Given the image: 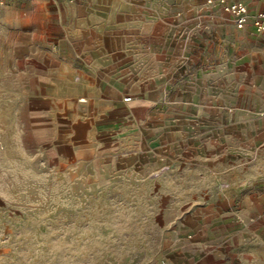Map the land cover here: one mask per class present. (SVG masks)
Returning a JSON list of instances; mask_svg holds the SVG:
<instances>
[{"label":"rangeland","instance_id":"obj_1","mask_svg":"<svg viewBox=\"0 0 264 264\" xmlns=\"http://www.w3.org/2000/svg\"><path fill=\"white\" fill-rule=\"evenodd\" d=\"M54 1L0 3V264H123L149 242L91 239L85 230L90 226L81 219L97 218L95 203L82 208L80 196L69 200L66 178L59 173L70 167L64 143L71 94L81 107L92 99L82 89L97 82L83 79L80 69L96 67L65 65L73 69L72 77L55 81L56 93L24 86L22 61H50L51 52H59V40L66 36ZM245 1L251 15L263 6L262 0ZM173 3L176 17L168 67L185 83L190 102L181 119L185 124L198 119L202 126H212L201 134L205 151H216L212 169L217 177L212 191L169 194L170 199H192L198 207L196 217L185 216L192 208L182 211V222L187 221L190 231L180 253L168 260L160 236L151 241L152 261L264 264V29L237 28L215 0ZM208 104H216L217 112L199 111V105ZM189 145L192 153L203 151L198 144ZM172 165L177 168L178 161ZM156 184L165 183L154 182V188ZM132 195L122 193L121 199L129 201ZM146 195L157 207L155 222L166 194L156 189L138 194ZM131 211L135 210L129 206L121 209L123 222H129ZM102 212L112 225L120 211Z\"/></svg>","mask_w":264,"mask_h":264},{"label":"crops","instance_id":"obj_2","mask_svg":"<svg viewBox=\"0 0 264 264\" xmlns=\"http://www.w3.org/2000/svg\"><path fill=\"white\" fill-rule=\"evenodd\" d=\"M173 1H54L60 7L59 23L66 33L59 40V52H51L50 61H22L24 86L38 93H56L55 81L72 75L73 69L65 65L96 67H85L86 72L80 69L83 79L97 82L82 89L92 99L81 107L71 94L64 143L70 167L59 173L66 178L69 200L80 196L82 208L87 202L95 203L92 208L97 210V218L81 219V224L91 227L85 228L93 235L91 239L149 242L133 253L135 259L130 255L123 264H155L150 242L159 236L167 260L171 254L180 253L190 231L187 221L182 222V211L192 208L185 216L193 219L198 207L193 206L192 199H170L169 194H195L216 187L217 172L212 169L217 162L216 151H205L201 134L212 126H202L198 119L185 124L181 119L190 102L185 96V83L168 67L174 40L171 27L176 17ZM123 92L130 93L131 99L124 101ZM199 107V111L217 112L216 104ZM150 117L158 120L150 121ZM190 142L203 151L192 153ZM175 160L178 167L170 168ZM159 181L165 184L154 188V182ZM155 189L166 195L154 222L153 210L157 207L151 197L138 194H151ZM127 192L133 195L123 201L122 193ZM126 206L135 210L129 222H123L121 213ZM106 209L120 211L114 213L117 217L112 225L105 220L107 216H101Z\"/></svg>","mask_w":264,"mask_h":264},{"label":"built area","instance_id":"obj_3","mask_svg":"<svg viewBox=\"0 0 264 264\" xmlns=\"http://www.w3.org/2000/svg\"><path fill=\"white\" fill-rule=\"evenodd\" d=\"M220 4L222 9L230 15L231 20L239 29H245L247 25H251L256 31L264 29V8L260 9L254 15H251L248 5L243 0H215ZM264 5V0H262ZM1 3V0H0ZM131 99L127 95L123 97L124 101Z\"/></svg>","mask_w":264,"mask_h":264}]
</instances>
